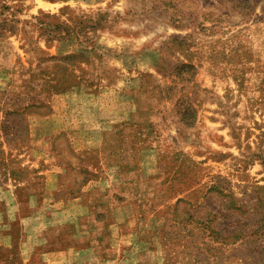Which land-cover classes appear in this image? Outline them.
I'll return each mask as SVG.
<instances>
[{"label": "rangeland", "instance_id": "obj_1", "mask_svg": "<svg viewBox=\"0 0 264 264\" xmlns=\"http://www.w3.org/2000/svg\"><path fill=\"white\" fill-rule=\"evenodd\" d=\"M47 252L264 264V0H0V264Z\"/></svg>", "mask_w": 264, "mask_h": 264}, {"label": "crops", "instance_id": "obj_2", "mask_svg": "<svg viewBox=\"0 0 264 264\" xmlns=\"http://www.w3.org/2000/svg\"><path fill=\"white\" fill-rule=\"evenodd\" d=\"M33 225H29L28 226V231L29 232H32L33 231ZM75 232L79 233V229L75 230ZM28 238V237H27ZM29 239V238H28ZM27 246V245H26ZM66 252V251H65ZM65 252H57L56 254H52L51 252H47V258H50V261L51 259L53 258V260L51 261V264H61L64 260H62V258L64 259V256H67V255H62L63 253ZM68 252V251H67ZM66 254V253H65ZM68 254H71V253H68ZM59 259V260H58ZM58 260V261H57ZM47 261L50 263L49 259H47ZM99 262H102L101 260H99ZM106 264L108 263H113V260H105L104 261Z\"/></svg>", "mask_w": 264, "mask_h": 264}]
</instances>
